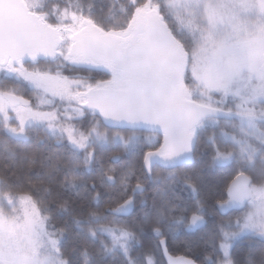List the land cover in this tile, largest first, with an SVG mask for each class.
Returning <instances> with one entry per match:
<instances>
[{"label": "snow or ice", "instance_id": "6c2138e0", "mask_svg": "<svg viewBox=\"0 0 264 264\" xmlns=\"http://www.w3.org/2000/svg\"><path fill=\"white\" fill-rule=\"evenodd\" d=\"M0 146V264H264V0H0Z\"/></svg>", "mask_w": 264, "mask_h": 264}, {"label": "trees", "instance_id": "16d2710c", "mask_svg": "<svg viewBox=\"0 0 264 264\" xmlns=\"http://www.w3.org/2000/svg\"><path fill=\"white\" fill-rule=\"evenodd\" d=\"M32 145L39 148V151L45 152L47 150V145H36V140H32ZM4 156H6V153L3 151V147L0 146V167L3 166L4 163ZM207 159V157L205 158ZM223 173L215 171V170H206L204 173V180L205 184L201 188V196L208 199L209 203H211L212 197L216 191L217 186L219 185L220 179L222 177ZM185 197L188 196V193H183ZM191 238L192 236L185 232L178 241L176 242H170L168 246V250L171 254L174 255H182L186 258H196V259H202L203 255L206 251H210V249L205 248L204 245H198L195 243V245L191 244ZM196 240V239H194ZM243 255L242 253L237 256V259L242 260ZM155 259L161 261V264H164L160 252H158L155 256Z\"/></svg>", "mask_w": 264, "mask_h": 264}, {"label": "flooded vegetation", "instance_id": "af4514ba", "mask_svg": "<svg viewBox=\"0 0 264 264\" xmlns=\"http://www.w3.org/2000/svg\"><path fill=\"white\" fill-rule=\"evenodd\" d=\"M145 135H147V133H145ZM32 140H36L35 139V134L33 135V138H32ZM209 170V169H208ZM205 184V183H204ZM203 187V186H202ZM188 233V232H187ZM191 236H192V238H191V244L192 245H195V243H197L198 245H204L203 243H202V241L200 240V236H201V233H189ZM194 239H196V240H194ZM205 246V245H204ZM168 253H169V255H171L172 257H184V256H182V255H174V254H171L170 252H169V250H168ZM160 254H161V258H162V260H163V262H164V259H163V256H162V251H160ZM186 258V257H185ZM190 259V258H189ZM164 264H165V262H164Z\"/></svg>", "mask_w": 264, "mask_h": 264}, {"label": "water", "instance_id": "95a60500", "mask_svg": "<svg viewBox=\"0 0 264 264\" xmlns=\"http://www.w3.org/2000/svg\"><path fill=\"white\" fill-rule=\"evenodd\" d=\"M162 256H163V259H164L165 264H168L169 258L174 259V260H177V261H179L180 259L184 258V257H181V256L180 257H172L171 255H169L168 252H167V255H165V254H163V251H162Z\"/></svg>", "mask_w": 264, "mask_h": 264}]
</instances>
